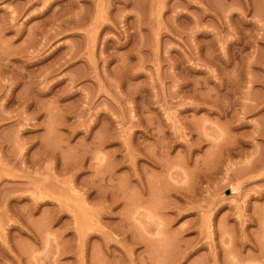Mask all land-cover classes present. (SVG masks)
Returning a JSON list of instances; mask_svg holds the SVG:
<instances>
[{
    "label": "rangeland",
    "instance_id": "rangeland-1",
    "mask_svg": "<svg viewBox=\"0 0 264 264\" xmlns=\"http://www.w3.org/2000/svg\"><path fill=\"white\" fill-rule=\"evenodd\" d=\"M0 264H264V0H0Z\"/></svg>",
    "mask_w": 264,
    "mask_h": 264
}]
</instances>
